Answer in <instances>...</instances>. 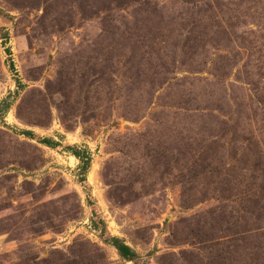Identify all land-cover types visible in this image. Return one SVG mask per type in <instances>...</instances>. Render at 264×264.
Instances as JSON below:
<instances>
[{"label":"rangeland","instance_id":"obj_1","mask_svg":"<svg viewBox=\"0 0 264 264\" xmlns=\"http://www.w3.org/2000/svg\"><path fill=\"white\" fill-rule=\"evenodd\" d=\"M0 264H264V0H0Z\"/></svg>","mask_w":264,"mask_h":264},{"label":"trees","instance_id":"obj_2","mask_svg":"<svg viewBox=\"0 0 264 264\" xmlns=\"http://www.w3.org/2000/svg\"><path fill=\"white\" fill-rule=\"evenodd\" d=\"M26 133H30L31 135L33 134L31 131L28 130H26ZM40 141L52 147L58 146L60 144L57 140H54L52 137H43L40 138ZM66 148L71 151L72 154H74L78 159H80L79 167L81 169V179L86 180V175L89 171L92 160L89 149L80 148L79 146H66ZM106 242L114 246L119 252L120 256L126 260H135L139 257L137 251L119 236H111L109 238H106Z\"/></svg>","mask_w":264,"mask_h":264}]
</instances>
